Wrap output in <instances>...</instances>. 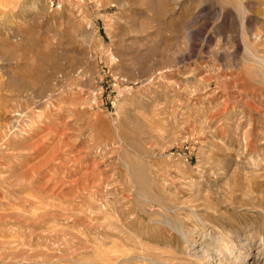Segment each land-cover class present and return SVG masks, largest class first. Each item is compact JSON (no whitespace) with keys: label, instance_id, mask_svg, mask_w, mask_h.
<instances>
[{"label":"rangeland","instance_id":"1","mask_svg":"<svg viewBox=\"0 0 264 264\" xmlns=\"http://www.w3.org/2000/svg\"><path fill=\"white\" fill-rule=\"evenodd\" d=\"M0 264H264V0H0Z\"/></svg>","mask_w":264,"mask_h":264},{"label":"bare ground","instance_id":"2","mask_svg":"<svg viewBox=\"0 0 264 264\" xmlns=\"http://www.w3.org/2000/svg\"><path fill=\"white\" fill-rule=\"evenodd\" d=\"M214 244H215V245L218 247V243H217V242H216V243H214ZM209 245H210V244H209ZM217 247H216V248L214 247V248H215V250H216L217 252H220V248H221V247H220V248H219V247L217 248ZM212 248H213V247H212ZM220 255H221V254H220Z\"/></svg>","mask_w":264,"mask_h":264}]
</instances>
